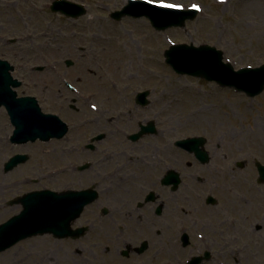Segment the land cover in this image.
Returning a JSON list of instances; mask_svg holds the SVG:
<instances>
[{"label": "rangeland", "instance_id": "obj_1", "mask_svg": "<svg viewBox=\"0 0 264 264\" xmlns=\"http://www.w3.org/2000/svg\"><path fill=\"white\" fill-rule=\"evenodd\" d=\"M54 1L0 0V59L10 62L15 68L14 77L23 82L17 89L18 95L37 97L43 111L62 118L72 117L69 105L75 100V105L85 111L77 124L86 131H90L89 118L102 115L96 108H108L110 115L123 113L122 110L128 113L135 108L134 93L147 87L153 88L152 97L158 102L155 109L167 112L165 109L170 110L177 98L184 99L175 107L181 112L208 109L219 128L236 134V148L226 146L225 152L234 151L236 164L246 162L244 169L236 165L238 191L240 197L254 198L249 206L237 204L236 217L241 219L236 226V264H264V231L257 232L252 226L264 225L260 219L264 210L256 199L261 193L258 189L264 191V187L244 183L247 179L255 185L254 177L258 176L255 161L264 164V92L250 98L215 82L177 74L165 58V51L173 44H207L221 50L223 60L235 70L263 65L264 0H152L200 9L197 19L188 21L184 28L165 32L156 31L146 18L112 19L113 11L121 10L128 1L70 0L87 8V14L79 19L53 13ZM7 25L12 29L3 28ZM38 27L48 30L47 37L37 39L28 33ZM74 33H85L90 38L72 36ZM31 46L38 49L36 54L29 51ZM67 60L73 66L67 67ZM49 64L57 75H53ZM67 82L73 90L67 87ZM174 126L176 136L189 134L191 130L201 132V125L191 130ZM13 130L5 109H1L0 184L6 188L0 194V224L22 211L20 204H10L17 197L46 187L58 190L56 178H49L48 173L57 168L62 141L14 145L10 141ZM14 154H28L30 160L5 172L3 165ZM102 241L109 245L103 236ZM78 248L70 240H57L49 234L37 236L0 253V264H87L89 252L81 250L79 254ZM224 248L231 250V245L224 244ZM218 259L234 264L228 262L230 258Z\"/></svg>", "mask_w": 264, "mask_h": 264}, {"label": "flooded vegetation", "instance_id": "obj_2", "mask_svg": "<svg viewBox=\"0 0 264 264\" xmlns=\"http://www.w3.org/2000/svg\"><path fill=\"white\" fill-rule=\"evenodd\" d=\"M145 90L147 103L137 104L134 94L128 113L98 110L102 115L86 125L90 131L77 124L85 111L75 101L69 105L73 115L64 118L75 126L61 139L56 186L96 196L72 226L84 235L69 240L79 254L89 252L87 264H227L218 257L236 264L237 204L254 200L240 197L235 153L225 152L226 146L236 148V134L219 128L213 114L176 109L184 99L167 112L155 109L153 88ZM174 125H201V132L176 136ZM184 140H191L190 147L178 145ZM254 182L244 181L264 187L257 175ZM258 190L257 205L264 210V191ZM252 226L264 231V225Z\"/></svg>", "mask_w": 264, "mask_h": 264}, {"label": "water", "instance_id": "obj_3", "mask_svg": "<svg viewBox=\"0 0 264 264\" xmlns=\"http://www.w3.org/2000/svg\"><path fill=\"white\" fill-rule=\"evenodd\" d=\"M53 12H60L69 18H79L87 13L84 6L57 0L52 6ZM197 9H168L149 3L145 0L131 1L123 10L112 14L119 21L125 16L135 18L146 17L157 31H166L172 27H185L186 21L194 20ZM166 61L182 75L204 78L215 81L222 87H232L245 92L250 97L260 95L264 91V65L258 68L234 70L230 63H225L223 52L208 45L196 47L180 44L172 46L165 52ZM72 61H67L71 67ZM14 68L9 62L0 60V108L5 106L11 116L16 131L12 137L15 143L48 141L60 138L68 127L58 117L45 115L35 98H17L12 87L21 83L14 80L11 71ZM147 92L137 95V102L146 103ZM137 137V136H136ZM180 145L188 147V141ZM28 159L24 155L14 156L5 166L6 172L13 170ZM258 164V163H257ZM243 167L244 164H237ZM260 182H264V166L258 164ZM94 197L86 193L75 192H32L19 198L14 203H21L23 211L0 225V252L6 251L22 240L37 235L53 234L55 238H68L73 235L72 222L80 215L85 205L90 204Z\"/></svg>", "mask_w": 264, "mask_h": 264}, {"label": "bare ground", "instance_id": "obj_4", "mask_svg": "<svg viewBox=\"0 0 264 264\" xmlns=\"http://www.w3.org/2000/svg\"><path fill=\"white\" fill-rule=\"evenodd\" d=\"M123 2H127L128 0H122ZM26 2V1H25ZM29 1H27L26 2V4L28 3ZM3 28L4 29H7V30H10V29H12L11 28V26L10 25H7V27L6 26H3ZM48 30L46 29V28H42V29H39V27L38 28H33L31 31H29L28 33H30L31 34V36H36L37 37V39H39V38H45V37H47V34H46V32H47ZM43 32H45V33H43ZM37 33H40V34H37ZM76 35H78V37H82V39H84L85 38V36L86 37H88V38H90V36L89 35H85V33H74L72 36H76ZM62 47V46H61ZM30 49H29V51L32 53V54H36L37 52H38V49L36 48V47H33V46H31V47H29ZM42 58H45V57H42ZM46 62V61H45ZM48 67L49 68H52L53 66L52 65H48ZM52 70H53V75H57V71L54 69V68H52ZM177 99H179V98H177ZM196 114H204V115H209L210 116V114H212V113H210L209 111H208V109H202V110H199V111H196V112H193V115H196ZM188 122H191L190 120H188ZM6 187L3 185V184H0V194L4 191V189H5ZM239 223V222H238ZM237 223V224H238Z\"/></svg>", "mask_w": 264, "mask_h": 264}, {"label": "snow or ice", "instance_id": "obj_5", "mask_svg": "<svg viewBox=\"0 0 264 264\" xmlns=\"http://www.w3.org/2000/svg\"><path fill=\"white\" fill-rule=\"evenodd\" d=\"M149 2L151 3L152 0H149ZM160 7L168 8V9H176V8H180L181 6H180V5H177V4H166V3H161V4H160Z\"/></svg>", "mask_w": 264, "mask_h": 264}]
</instances>
